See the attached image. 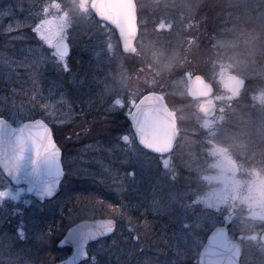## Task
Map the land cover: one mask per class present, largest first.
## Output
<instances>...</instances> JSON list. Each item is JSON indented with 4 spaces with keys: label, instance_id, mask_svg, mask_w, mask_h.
Instances as JSON below:
<instances>
[{
    "label": "rangeland",
    "instance_id": "obj_1",
    "mask_svg": "<svg viewBox=\"0 0 264 264\" xmlns=\"http://www.w3.org/2000/svg\"><path fill=\"white\" fill-rule=\"evenodd\" d=\"M94 1L0 0V118L14 124L43 118L65 170L61 192L44 203L0 170V191L8 193L0 200V219L10 216L5 228L15 229L10 234L22 243L33 236L41 244L44 215L77 193H91L98 203L112 199L105 205L114 209L119 226L108 244H95L92 253L89 247L85 264L93 258L95 264H196L208 230L218 223L246 245L242 264L257 258L264 264L255 235L264 224V104L253 99L264 89V56L245 74L237 100L219 85L225 72L235 70L216 63L225 52L217 41H242L250 31L264 30V0H135L134 53L94 11ZM41 20L57 39L68 40V70L34 31ZM174 50L183 63L158 73L155 58L162 62ZM197 74L216 85L210 98L219 104L214 118L199 112L187 95ZM150 91L163 94L177 117L176 148L163 156L141 148L127 128L135 98ZM124 167L127 179H114ZM213 195L225 206L211 205ZM150 224L162 230L159 241L168 242L170 251L148 244L158 237L143 232ZM31 247L5 243L0 264H33Z\"/></svg>",
    "mask_w": 264,
    "mask_h": 264
},
{
    "label": "water",
    "instance_id": "obj_2",
    "mask_svg": "<svg viewBox=\"0 0 264 264\" xmlns=\"http://www.w3.org/2000/svg\"><path fill=\"white\" fill-rule=\"evenodd\" d=\"M93 9L100 18L107 19L118 31L126 46L135 52L134 41L138 34V17L135 0H95ZM63 52L66 56L71 53V47L65 37H59ZM221 88L231 93L234 100L238 99L241 87L234 73L225 72L220 80ZM214 93L213 84L201 74L193 76L187 88V94L192 98H208ZM200 110L207 117L216 114V104L212 101L202 103ZM137 143L147 151L166 155L173 152L179 136L176 113L171 109L163 94L150 91L144 94L134 105L128 115ZM0 123V169L3 174L16 186L25 185L27 192L40 202L55 197L61 191V183L64 178V166L62 162V150L58 145L51 126L41 117L28 119L18 126L5 117ZM31 121H43L51 130L54 143L60 150L59 163L63 169V175L57 177L54 174V165H46L35 159L31 145H26L24 152L17 159V138L20 130ZM14 162L12 174L9 175L7 164ZM58 183L51 197L45 196V190L49 185ZM215 198L213 202H217ZM111 221L113 227L110 232L98 235L95 240L89 238L86 229H99L102 223ZM116 231V221L110 217L96 219H82L71 225L64 236L59 240L58 246L72 247V252L55 264H80L88 260V247L91 243L112 235ZM261 240L264 243V232ZM63 241V243H62ZM87 251L88 256L81 255ZM241 258L240 246L229 238L228 229L224 226L216 227L208 236L199 254L202 264H238Z\"/></svg>",
    "mask_w": 264,
    "mask_h": 264
},
{
    "label": "trees",
    "instance_id": "obj_3",
    "mask_svg": "<svg viewBox=\"0 0 264 264\" xmlns=\"http://www.w3.org/2000/svg\"><path fill=\"white\" fill-rule=\"evenodd\" d=\"M112 30L115 31L113 27H112ZM216 70H218V67H216ZM263 81L264 79H262L261 82L264 83ZM141 95L143 94H140L138 97L135 98V100H138L141 97ZM126 122H127V128H129V130L131 131V126H130L127 116H126ZM107 201L111 203L112 199L110 197L109 199L105 198V199L99 200V203H98L96 199H92L91 193H88V194L87 193L85 194L77 193V196L71 197V200L69 201L68 205L61 202L62 204L61 203L60 204L62 207L60 206V210H57L51 215L48 214L49 216L44 215L43 222L41 221L39 222L40 226L43 227V235H44V237L42 238L43 241L41 244L39 243V240L37 241L35 237L33 238V236H31L32 238H29L28 240L24 241V243H22L18 237L10 234V233H13L15 235L16 233H15V229L5 228L9 220V217H10L9 215L6 214V216H4L5 218L4 217L1 218L2 222L0 219V246H3L5 243H11V242H15V245H26V246L29 243L30 246L33 245V248L31 247V251H30V255H32L31 258L34 261L33 264H55L57 261L65 258L71 251V247L69 246H66L63 248H59L57 246L58 241L63 237V235L66 232V229L70 225H72L73 223L79 220L85 219V218H90V219H94L98 217L117 218L115 216V213L113 214L114 209L111 207H107L105 205ZM83 203H86L87 206L91 205L94 208L92 207L89 208V207L84 206V208L86 207L85 209H80L83 206L82 205ZM155 226L150 224V227H149L150 229H143V232L146 235H148L147 231H149V233L151 234H155L154 232H156V234L159 237V238L154 237V239L150 237V240L147 239L149 241L148 244L151 246V248H154V249L161 248L163 250L166 249L167 251H170L172 247L168 242L161 243L162 241H159L162 230L160 232L154 231L156 229ZM112 237L113 236L107 237L105 239H102L92 244L90 247V253L94 251L93 246L95 244H100V243L108 244ZM151 239H153L154 241L152 242ZM108 251H109L110 257L114 256V253H113L114 250L109 249ZM112 259L113 258H110L108 260L112 261ZM113 264H117V262L113 261ZM196 264H199V262L197 261Z\"/></svg>",
    "mask_w": 264,
    "mask_h": 264
},
{
    "label": "snow or ice",
    "instance_id": "obj_4",
    "mask_svg": "<svg viewBox=\"0 0 264 264\" xmlns=\"http://www.w3.org/2000/svg\"><path fill=\"white\" fill-rule=\"evenodd\" d=\"M34 31L39 35L40 40L47 44L49 49L52 50L53 57L59 58L60 65L64 68V70H68L66 55L64 54L62 46L57 39V32L49 25V22L47 20H41V22L34 28ZM0 123H2V118H0ZM123 139L127 141L128 137L125 135ZM29 144L31 145V149L34 152L35 159L37 161H41L46 165H54V174L57 177L63 175V169L59 163L60 150L52 140L51 130L48 129L47 125H45L43 121H31L20 130L17 138V147L19 150L17 159L23 154L26 145ZM7 167L8 171L6 172L11 175L14 162L10 161L7 164ZM57 187L58 183L49 185L46 188L44 195L51 197L53 195L54 189ZM7 195V192L0 191V200H2ZM112 227L113 225L111 221H109L102 223L99 229L88 228L86 230L89 234V238L95 240L98 235L110 232ZM19 232L22 238L23 231L19 230ZM81 255L87 257L88 253L85 250L82 251ZM93 264H95V258H93Z\"/></svg>",
    "mask_w": 264,
    "mask_h": 264
},
{
    "label": "clouds",
    "instance_id": "obj_5",
    "mask_svg": "<svg viewBox=\"0 0 264 264\" xmlns=\"http://www.w3.org/2000/svg\"><path fill=\"white\" fill-rule=\"evenodd\" d=\"M217 44L225 48V52L222 54L223 58L216 61V63L230 70H235L234 75L242 87L245 74L250 71L251 66L256 63L258 57L264 56V30H252L242 41H217ZM155 60L159 64L158 73L171 72L177 64L183 63L180 53L175 50L167 55L162 62L158 57ZM253 99L264 104V89L258 91Z\"/></svg>",
    "mask_w": 264,
    "mask_h": 264
},
{
    "label": "flooded vegetation",
    "instance_id": "obj_6",
    "mask_svg": "<svg viewBox=\"0 0 264 264\" xmlns=\"http://www.w3.org/2000/svg\"><path fill=\"white\" fill-rule=\"evenodd\" d=\"M104 20H106L108 23H110L107 19H104ZM110 25H111V23H110ZM115 34L116 35H118V32H115ZM119 36V35H118ZM124 45H125V50H128V51H130V52H132V50L131 49H129L127 46H126V42H124ZM133 53V52H132ZM193 102H194V104H195V106H198V110H199V112H201L200 111V105L202 104V102L204 101L203 99H194V98H190ZM199 102V104H197ZM215 102V101H214ZM215 104H216V107H217V110L219 109V104L218 103H216L215 102ZM202 113V112H201ZM204 115V114H203ZM205 116V115H204ZM206 117V116H205ZM214 118V117H213ZM130 123V122H129ZM130 126H131V124H130ZM131 132H132V128H131ZM176 148V147H175ZM129 169L127 170V167H124V169L123 168H121V173L119 174V171L118 170H115L114 171V179H116V178H118V177H121V176H125V178L127 179V175L129 174ZM115 187H118V185H114ZM143 193V192H142ZM141 193V194H142ZM143 195V194H142ZM127 196H131L129 193L128 194H126L125 195V197H127ZM215 197H218V198H220V199H222L221 197H219V196H211L210 198H209V200H210V202H211V205H213V206H216L217 208H222V207H224L225 206V200L224 199H222V202H220V201H217V202H213V200L215 199ZM248 210H250V207H247V211ZM176 216V215H175ZM176 219V218H175ZM178 219H179V217H177V222L176 221H174V224H175V226H174V228H175V231L176 230H178V227H179V222H180V220L178 221ZM117 222V228H118V226H119V223H118V221H116ZM160 222H161V220H160ZM220 225H224V226H226L225 224H223V223H218V224H215V225H213L209 230H208V233L206 234V236H205V239H204V242H205V240L207 239V237H208V235L213 231V229L214 228H216V227H218V226H220ZM227 227V226H226ZM228 228V227H227ZM229 230V229H228ZM264 231V224L262 225V227H261V229H260V231H258V232H256V236H257V240H258V242H260L261 243V247L263 248V250H264V244L261 242V239H260V237H261V234H262V232ZM116 233V232H115ZM114 233V234H115ZM229 235H230V238L233 240V241H235L236 243H238L239 245H240V247H241V251H242V255H241V258H240V261H239V263L238 264H242V261H243V249L245 248L246 249V245L244 246V244L241 242V241H239V239H235V237H233L231 234H230V231H229ZM113 236V235H112ZM264 252V251H263ZM261 257H263L264 258V255L263 256H261ZM252 263H254V264H258L259 263V259L257 258V260H253V261H251Z\"/></svg>",
    "mask_w": 264,
    "mask_h": 264
}]
</instances>
